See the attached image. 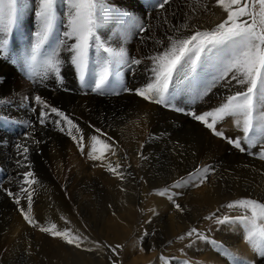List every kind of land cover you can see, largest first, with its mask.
Returning <instances> with one entry per match:
<instances>
[{"label":"rangeland","instance_id":"rangeland-1","mask_svg":"<svg viewBox=\"0 0 264 264\" xmlns=\"http://www.w3.org/2000/svg\"><path fill=\"white\" fill-rule=\"evenodd\" d=\"M120 1L107 0L108 3L126 10L132 8L130 11L140 17L146 27L144 32H140L139 28H131L127 39L130 40L132 36L136 41L143 37L145 40H150L152 45L157 44L159 47L161 44L158 41L167 44L166 37L175 35V28L188 23L189 17H191L189 23L191 29L203 30L211 29L226 16L222 9L215 5V0H201L200 4L196 0H170L163 9L153 7L160 0H122V3ZM25 3L27 6L20 14L19 25L14 28L9 37V54L0 58V97L6 100L4 104H0V185H2L0 188V264H112L113 260L118 261V264H184L183 262L188 260L185 255L179 254V237L181 236L175 228H171V224L180 226L182 230L195 227L208 236V241L201 239L196 242L193 239L198 248L194 249L192 264H235L232 257L224 255L217 245L211 243L213 240L221 241L236 257L254 260L255 264H264V260L257 258L256 253L247 246L249 244L244 238L245 229L242 225L217 224L206 219L212 214L235 217L242 212L240 209L226 207L228 203L235 200L230 198L229 195L233 189L227 186L225 181L227 167L231 161L234 160L240 166L243 155L247 154V151L240 152L213 135L210 130L188 114L191 111L202 113L212 110L229 94L228 88L217 86L212 88L203 99H194L193 84L203 87V82L211 78V65L205 64L198 67L195 79L183 74L179 79L173 78L169 94L173 97L172 103L175 107H165L146 101L142 112L151 124L150 127L147 125L142 133H133L130 136L128 131H125L126 138L123 137L124 130H128L124 127L127 126L126 119L144 106L142 105L144 100L124 91H121L119 95L102 96L83 88L78 73L69 62L70 53L63 50L60 53L61 58L65 60L61 67L63 84H59L51 74L47 79L42 80L39 73L43 72V68L39 64L36 68L38 74L32 79L26 77L21 70V63L25 55L30 53L38 23L35 17L37 0H25ZM204 5L207 6L206 9ZM58 11L60 13L58 27L60 33H63L66 31L67 24L65 0H61L58 4ZM182 34L190 33L184 31ZM98 35L113 47L116 43L114 39L122 40L119 37V29L113 22L98 29ZM73 42L68 41V43ZM134 46L135 50L136 47L137 49L140 47L137 43H134ZM158 51L160 50L155 53ZM130 53V56L135 54L134 51ZM12 60H16L17 63L13 64ZM122 72L121 69L120 80L127 88L147 80L145 76H142V79L139 78L132 83L129 77L131 73L123 74ZM45 80L48 82L45 83ZM233 82V86L230 87L231 91L235 92L239 86ZM37 95L51 106L64 111L83 130L84 154L66 131H60V127L64 125L54 123L59 120L55 114H50L45 125L39 123L43 109L35 103ZM79 108L83 116L74 112L80 110ZM176 108L184 111H177ZM226 121L221 122L217 127L230 136L235 132L227 126L231 118ZM96 128L104 131L105 135L101 136L100 133L95 132ZM91 134L111 145L108 150H105L107 154L104 166H101V161H93L89 158L88 137ZM242 136L243 134H237L232 137L241 138ZM34 140H39L41 143L36 144ZM17 144L28 146L27 160L17 151ZM113 148L117 149L115 155H112ZM251 148L255 153L254 162L264 163V159L259 158V144ZM108 163H112L113 166L119 163L120 171L124 173L125 178L121 180L118 176L109 173ZM198 166L211 167L215 171L210 174L209 180L199 187L188 185L177 190L174 188V191L181 193L179 197H175L176 202L184 206L186 212L184 210L182 215L179 211L173 212L176 209H173L172 200L169 197H161L159 193L178 178H187V174ZM29 170L34 173L37 180V184L32 186L34 189L32 215L33 218L36 215L42 217L40 220L35 219L40 222V226L55 222L61 230L69 228L82 232L93 241H102L112 246L121 245L119 255H114L107 247L93 251L77 249L60 239L40 232L39 226L36 228L30 226L19 211L21 206L26 205V201L21 198V204L17 205L13 197H9L7 192L3 191L7 189L19 195L21 187H27L23 185V173ZM211 182H216L219 186L221 184L222 196L224 195L227 201H220L219 205L208 211L211 204H200L195 199L202 198ZM181 195L185 201L182 200ZM251 199L264 202L261 198ZM158 202L165 205L160 204L159 207ZM166 206L170 207L168 211H165ZM231 230L236 235L239 233V236L235 235L237 237L235 238ZM115 231L119 232V237L124 234L123 238L116 239ZM229 232L233 235H229ZM138 235L140 240H144L140 241ZM148 239L150 243L152 242L151 244ZM244 240L246 245H243ZM84 247L95 248V245L85 244ZM211 251L215 252H213L215 263L204 261L209 257L208 252L212 253Z\"/></svg>","mask_w":264,"mask_h":264},{"label":"snow or ice","instance_id":"snow-or-ice-1","mask_svg":"<svg viewBox=\"0 0 264 264\" xmlns=\"http://www.w3.org/2000/svg\"><path fill=\"white\" fill-rule=\"evenodd\" d=\"M61 0H37L35 17L38 28L35 32L30 53L26 54L21 63V70L28 79H32L38 73L39 64L43 72L39 73L41 79H47L49 74L54 76L59 84H63L61 67L65 60L61 58V51L70 53L69 62L74 66L79 76L80 84L85 89H90L98 95H119L121 91L129 92L143 100L175 107L173 97L169 94V87L173 84V78L181 75L192 76L195 79L198 67L205 64L211 65V78L203 82L201 88L193 84L195 100H201L208 95L214 87H226L229 94L212 110L197 113L191 111L188 114L201 125L211 131L213 135L224 140L227 144L240 152H246L249 147L259 144V158L264 159V0H215V5L222 9L226 16L211 29H191L189 23H183L175 28V35L166 37L167 44H161V50L146 57L151 60L150 82L140 89H132L123 86L120 80L121 69L125 66L133 68L142 64L139 58H130L124 47H113L98 35V29L109 22H113L119 29L122 40H127L128 31L131 28H139L140 32L146 31L143 20L130 10L114 6L107 0H65L67 6L66 31L60 33V13L58 4ZM198 4L201 0H196ZM170 0H160L153 7L163 9ZM25 0H0V58L9 54V37L14 28L18 27L20 14L26 7ZM206 9V5H204ZM184 31L190 34L183 35ZM74 41L68 43V41ZM47 45V48H45ZM94 50V51H93ZM43 59L41 60V58ZM13 64L16 60L11 61ZM239 86L235 92L231 91L232 82ZM6 102L0 97V104ZM35 103L42 106L39 123L45 125L50 114H55L59 120L54 121L76 142L77 147L84 154L85 136L83 130L64 111L51 106L39 95L35 96ZM177 111H184L176 108ZM231 118L234 126L239 129L241 138L230 137L218 129L217 125ZM95 132L105 135L101 129ZM89 158L93 161H101V166L106 159L105 150L110 144L96 135H90ZM111 138L109 137V141ZM39 144L41 141L34 140ZM17 151L28 159L29 148L26 144H17ZM22 150V151H21ZM255 155V153H250ZM113 155L115 151L113 150ZM25 166V165H21ZM30 167V165H27ZM121 165L117 163L107 164V170L121 180L125 178L120 171ZM215 171L211 167H197L187 174V178H180L172 185L165 187L159 195L169 197L173 207L183 212L185 209L176 202L175 197L180 195L182 187L201 186ZM23 185L20 194L3 189L9 197H13L17 205L21 204V198L26 201L21 206L23 219L33 228L39 226V231L52 238H57L64 243L84 251L100 250L107 247L114 255H119L121 245H106L102 241H93L82 232L69 228L59 229L57 223L52 222L46 226H40V222L33 218V185L37 184L32 171L23 173ZM2 188V185H0ZM228 209H240L241 214L236 217L216 214L206 217L207 220L217 224L242 225L245 229V239L257 257L264 260V202L256 199L244 198L230 202ZM180 240H205L209 238L197 228L189 229ZM217 245L224 255L232 257L235 264H255L245 258L236 257L222 242L211 241ZM85 244L95 245L84 247ZM112 264H118L113 260ZM185 264H192L191 261Z\"/></svg>","mask_w":264,"mask_h":264},{"label":"bare ground","instance_id":"bare-ground-1","mask_svg":"<svg viewBox=\"0 0 264 264\" xmlns=\"http://www.w3.org/2000/svg\"><path fill=\"white\" fill-rule=\"evenodd\" d=\"M121 3L123 2L122 0L120 1ZM213 2V1H212ZM215 2V1H214ZM116 3V2H115ZM212 4V3H211ZM122 5V4H121ZM133 5V4H132ZM128 6V5H127ZM135 6V5H134ZM126 7V6H125ZM128 9V8H127ZM130 10H132V8L130 9ZM224 14H226V13H224ZM212 27H214V26H212ZM131 33V32H130ZM111 35V34H110ZM117 36H118V34H117ZM160 36V35H159ZM120 37V36H119ZM118 38V37H117ZM135 38V37H134ZM132 36H131V39L129 40V39H127V40H129L128 42H126V41H123V40H118V39H114V41L116 40V43H115V47H124L125 49H126V51H127V53H128V56L130 57V58H139V59H141L143 62H142V64L141 65H139V66H134L135 67V71L133 72V68H130V67H127V66H125V67H123L122 68V70H123V74H127L126 72H128V73H131V75L129 76L130 77V80L132 81V83L133 82H135L136 80L138 81V79L139 78H143L142 76H145L146 78L145 79H147L145 82H142V83H140V84H138V85H133L132 86V89H140V88H142V87H145L149 82H150V80H151V76H150V72L148 71V69L150 68V66H151V60H148V59H146V57H148V56H150V55H153V54H155V51H157V50H161V47H159L157 44H155V45H152L151 44V42H150V40H145L143 37H140L139 38V40H136L135 41V39H134ZM120 39V38H119ZM111 40V39H110ZM157 41V40H156ZM154 42V41H153ZM112 43V42H111ZM134 43H137V44H139L140 45V47H139V49H137V47H136V50H135V46H134ZM143 43V44H142ZM155 48L157 49V50H155ZM128 50H132V51H134L135 52V54H132L131 56L129 55V53L130 52H132V51H128ZM131 54V53H130ZM132 70V71H131ZM69 72V71H68ZM41 73H42V71H41ZM54 81H56V80H54ZM48 82V81H47ZM46 82V80H45V83H47ZM51 82V81H50ZM53 82V81H52ZM233 83H235V82H233ZM25 90V89H24ZM55 99V98H54ZM53 102V101H52ZM141 103H142V101H141ZM147 102L144 100V103L142 104V105H144V106H141V108L137 111V112H135V113H133L132 115H130L126 120V124H127V126H124V127H127L128 128V130H124V134H123V137H126L127 138V136H126V133H125V131L127 132L128 131V135L130 136V134H133V133H138V134H140V132L142 133L143 131H145V129L147 128V125H148V127H150V123L148 122V119L146 118V115L144 114V112H142V111H144L143 109L145 108V104H146ZM151 105V104H150ZM151 106H153V105H151ZM4 109V108H3ZM80 109V108H79ZM148 109V108H147ZM149 111V110H148ZM77 115H81V116H83L82 115V110L80 109V110H78V111H74ZM151 113V112H150ZM155 120V119H154ZM228 121V120H227ZM226 121V122H227ZM85 124V123H84ZM227 124V123H226ZM218 126V125H217ZM228 127H230V128H232L233 129V132H235L234 134H230V137H232V136H237V134H243L239 129H237L235 126H234V123L232 122V120L228 123V125H227ZM152 127V126H151ZM226 127V126H225ZM149 129V128H148ZM152 129V128H151ZM89 131V130H88ZM104 132V131H103ZM119 132V131H118ZM230 132V131H229ZM90 134V133H89ZM92 135V134H91ZM87 136H89V135H87ZM121 137V136H120ZM238 138H240V137H238ZM132 139V138H131ZM220 139V138H219ZM223 142V141H222ZM111 146V145H110ZM203 147V146H202ZM117 148V147H116ZM212 148V147H211ZM114 149V148H113ZM209 149V148H208ZM117 149H114V151H116ZM119 150V149H118ZM113 152V151H112ZM202 152H203V150H202ZM2 153V152H1ZM121 153H123V152H121ZM204 153V152H203ZM247 154L246 155H243V161H242V164L239 166V165H237V163H235L234 162V160H232L231 161V163L228 165V167H227V177H226V184H227V186H229V187H231L233 190H232V192L230 193V198L232 199V200H235V201H238V200H240V199H244V198H261V199H264V163H262V164H260V163H256V162H254V155H252V154H250V153H254L253 151H252V148L250 149V147L247 149V152H246ZM107 154V153H106ZM208 154V153H207ZM113 155V154H112ZM124 155V154H123ZM204 155V154H203ZM209 155V154H208ZM212 155V154H211ZM222 155V154H221ZM227 155V154H226ZM197 156H199V155H197ZM233 156V155H232ZM83 157V156H82ZM110 157H112V156H110ZM118 157V156H117ZM123 157V156H122ZM121 157V158H122ZM7 158V157H6ZM109 158V157H108ZM107 158V159H108ZM211 158V157H210ZM213 158H215V156H213ZM219 158V157H218ZM127 159V158H126ZM113 160V159H112ZM115 160H116V158H115ZM121 160V159H120ZM204 160V159H203ZM215 160V159H214ZM213 160V161H214ZM218 160H220V159H218ZM91 161V160H90ZM114 161V160H113ZM202 161V160H201ZM227 161V160H226ZM110 162H112V161H110ZM116 162V161H115ZM1 163V162H0ZM78 163V162H77ZM101 163V162H100ZM104 163V162H103ZM120 163V162H119ZM208 163V162H207ZM229 163V162H228ZM94 164V163H93ZM204 164V163H203ZM220 164V163H219ZM92 165V164H91ZM100 165V164H99ZM98 165V166H99ZM94 166H95V164H94ZM97 166V167H98ZM209 166V165H208ZM84 167V166H83ZM90 167V166H89ZM188 167V166H187ZM187 167H186V169H187ZM202 167V166H201ZM204 167V166H203ZM224 167V166H223ZM93 168H95V167H93ZM100 169V168H99ZM192 169V168H191ZM224 169V168H223ZM91 170V169H90ZM95 170V169H94ZM221 170V169H220ZM93 171V170H92ZM106 171V170H105ZM108 171V170H107ZM106 171V172H107ZM190 171V170H189ZM96 172H97V170H96ZM99 172H101V169H100V171ZM104 172V171H103ZM102 172V173H103ZM83 173V172H82ZM88 173V172H87ZM90 174H91V172H89ZM110 173V172H109ZM177 173V172H176ZM216 173V172H215ZM219 173H220V171H219ZM97 174V173H96ZM78 176V175H77ZM84 176V175H83ZM90 176V175H89ZM91 176H93L92 174H91ZM110 176V175H109ZM115 176V175H114ZM178 176V175H177ZM224 176V175H223ZM80 177V176H79ZM88 177V176H87ZM99 177V176H98ZM113 177V176H112ZM212 177V176H211ZM215 177V176H214ZM225 177V176H224ZM78 178V177H77ZM107 178H108V176H107ZM110 178V177H109ZM179 179V178H178ZM211 179V178H210ZM213 179H216V178H213ZM83 180V179H82ZM209 180V179H208ZM212 181V180H211ZM216 181V180H215ZM213 182V181H212ZM210 183V187L205 191V193H204V195L202 196V198H196L195 200L197 201V202H199L200 204H211L212 206H211V208L208 210V211H210V210H212L214 207H216L217 205H219V203H220V201H222V202H226L227 201V199H226V197L223 195L222 196V192H221V190H222V188H221V184H220V186L219 185H217L216 184V182L215 183ZM218 183H220V182H218ZM79 184V183H78ZM80 185V184H79ZM195 187H197V186H195ZM241 188V189H240ZM53 189H54V187H53ZM224 189V188H223ZM177 190V189H176ZM217 192H218V194H217ZM229 192V191H228ZM239 192V193H238ZM225 193V192H224ZM219 194H220V197H219ZM241 196H240V195ZM217 195H218V198H217ZM151 196V195H150ZM182 196V195H181ZM186 196V195H185ZM179 197V196H178ZM187 197V196H186ZM195 197V196H194ZM185 198V197H184ZM192 198V197H191ZM50 199V198H49ZM186 199V198H185ZM43 200V199H42ZM160 200V199H159ZM166 200V199H165ZM182 200L183 201H185L184 199H183V196H182ZM149 201V200H148ZM195 201V202H196ZM231 201V200H230ZM186 202H187V200H186ZM210 202V203H209ZM45 203V202H44ZM43 203V204H44ZM64 203V202H63ZM167 203H168V201H167ZM179 203V202H178ZM213 203V204H212ZM160 204H163V205H165L164 203H160V202H158V205H159V207H160ZM169 204H170V202H169ZM222 204V203H221ZM227 204V203H226ZM162 205V206H163ZM63 206V205H62ZM173 206V205H172ZM200 206H202V205H200ZM61 207V206H60ZM184 207V206H183ZM166 208H167V206H166ZM170 208V207H169ZM169 208H167V210H165V211H168L169 210ZM161 210H162V208H160ZM173 209H175V208H173ZM67 210V209H66ZM156 210V209H155ZM155 210H153L154 212H155ZM226 210V209H225ZM60 211V210H59ZM65 211V210H64ZM174 211H176V212H178L177 210H173V212ZM36 212V211H35ZM61 212V211H60ZM157 212V211H156ZM160 211L158 210V213H159ZM185 212H186V210H185ZM38 213V212H37ZM40 213V212H39ZM64 213V212H63ZM66 213V212H65ZM169 213V212H168ZM165 214H166V212H165ZM241 214V213H240ZM239 214V215H240ZM60 215V214H59ZM64 215V214H63ZM154 215V214H153ZM153 215H152V217H153ZM172 215V214H171ZM170 215V216H171ZM179 215H180V213H179ZM181 215H182V212H181ZM233 215V214H232ZM35 216V215H34ZM40 216V215H39ZM46 216H47V214H46ZM48 216H50V215H48ZM158 216V215H157ZM45 217V216H44ZM43 217V218H44ZM194 217V216H193ZM236 217V216H235ZM42 217L40 216V217H38L37 215L35 216V218L34 219H38V220H40ZM45 219H47V217L45 218ZM44 219V220H45ZM48 219H49V217H48ZM156 219V218H155ZM159 219V218H158ZM167 219H169V218H167ZM153 220H154V218H153ZM157 220V219H156ZM176 220V219H175ZM174 220V221H175ZM180 220V219H179ZM17 221V220H16ZM43 221V220H42ZM49 221V220H48ZM160 221V220H159ZM169 221V220H168ZM171 221V220H170ZM173 221V222H174ZM178 221V220H177ZM46 222V221H45ZM173 222H171V223H173ZM213 222V221H212ZM151 223V222H150ZM178 223V222H177ZM176 223V224H177ZM168 224V223H167ZM153 225V224H152ZM226 225V224H225ZM232 225V224H231ZM23 226V225H22ZM143 226V225H142ZM221 226V225H220ZM241 226V225H240ZM152 227V226H151ZM180 226H176V225H174V224H171V228L173 229V228H175V230L177 231V232H179V234H180V236H183L188 230L187 229H185V230H182V229H180L179 228ZM232 227V226H231ZM235 227V226H234ZM20 228V227H19ZM153 228V227H152ZM208 228V227H207ZM240 228V227H239ZM21 229V228H20ZM135 229V228H134ZM235 230L234 231H236V228H234ZM23 231V230H22ZM134 231V230H133ZM136 231V230H135ZM137 231H139V229L137 230ZM219 231V230H218ZM19 232V231H18ZM149 232V231H148ZM147 232V233H148ZM214 232V231H213ZM226 232V231H225ZM231 232H232V230H231ZM239 232V231H238ZM243 232H244V230H243ZM141 233V232H140ZM233 233V232H232ZM245 233V232H244ZM135 234V233H134ZM137 234V233H136ZM215 234V233H214ZM228 234V233H227ZM231 233L229 232V235H230ZM234 234V233H233ZM233 234H231V235H233ZM239 234V233H238ZM237 234V235H238ZM220 235V234H219ZM236 234H234V236H235ZM236 235V236H237ZM242 235H243V233H242ZM114 236V235H113ZM120 235H119V232H117V231H115V237H116V239H119V238H123V236H124V234H122V236L121 237H119ZM134 236V235H133ZM217 236H218V234H217ZM235 236V238H237ZM239 236V235H238ZM138 237H139V235H138ZM226 237V236H225ZM225 237H223V238H225ZM18 238V237H17ZM145 238V237H144ZM173 238V237H172ZM227 238V237H226ZM245 238V237H244ZM139 240L141 239L140 237L138 238ZM143 239V238H142ZM152 239V238H151ZM154 239V238H153ZM160 239V238H159ZM229 239V238H228ZM144 240V239H143ZM143 240H140V241H143ZM222 240V239H221ZM229 240H231V239H229ZM17 241V240H16ZM148 241H149V239H148ZM153 241V240H152ZM196 241V240H195ZM194 240H191V241H189V240H187V239H185V240H180L179 239V254H183V255H185L186 256V260H188V261H193V257H194V253H195V251H194V249H196V248H198L197 247V241L195 242ZM146 242V241H145ZM157 242V241H156ZM221 242V241H220ZM224 242H225V240H224ZM227 242H228V240H227ZM227 242H226V244H227ZM235 242V241H234ZM234 242H233V244H234ZM148 243V242H147ZM149 243H150V241H149ZM148 243V244H149ZM152 243V242H151ZM150 243V244H151ZM158 243V242H157ZM203 243V242H202ZM231 244H232V241L230 242ZM156 244V243H155ZM229 244V243H228ZM157 245V244H156ZM159 245V244H158ZM236 245V244H235ZM234 245V246H235ZM243 245H246L245 244V240H244V244ZM212 246V245H211ZM248 247H249V245H247ZM242 247H244V246H242ZM148 248V247H147ZM212 249H214V248H212ZM247 249V248H246ZM250 250H251V248H249ZM215 250H216V248H215ZM217 251V250H216ZM252 251V250H251ZM212 253V255H213V260H212V255L210 254V252H208L209 253V257L205 260L204 259V261H207V262H212L213 263V261H214V251H211ZM214 252V253H213ZM164 253V252H163ZM250 253V255H251V257H252V254H251V252H249ZM221 254V253H220ZM182 257V256H181ZM217 257V256H216ZM249 258H250V256H249ZM253 258H254V256H253ZM258 258V257H257ZM256 259V258H255ZM185 260V259H184ZM256 260H259V259H256ZM164 261V260H163ZM252 261H254V260H252ZM257 262V261H256ZM184 264H185V262H183ZM214 263H215V261H214ZM257 263H260V262H257ZM197 264V263H196ZM209 264V263H208Z\"/></svg>","mask_w":264,"mask_h":264}]
</instances>
